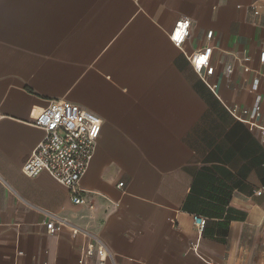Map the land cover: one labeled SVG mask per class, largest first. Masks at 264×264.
Instances as JSON below:
<instances>
[{
    "label": "crops",
    "instance_id": "0c3cea01",
    "mask_svg": "<svg viewBox=\"0 0 264 264\" xmlns=\"http://www.w3.org/2000/svg\"><path fill=\"white\" fill-rule=\"evenodd\" d=\"M263 45L264 0H0V264H94L73 227L104 242L105 264H264V141L230 113L258 94L264 125ZM204 46L213 91L188 59ZM57 98L102 120L83 204L20 170Z\"/></svg>",
    "mask_w": 264,
    "mask_h": 264
},
{
    "label": "built area",
    "instance_id": "2783aa9c",
    "mask_svg": "<svg viewBox=\"0 0 264 264\" xmlns=\"http://www.w3.org/2000/svg\"><path fill=\"white\" fill-rule=\"evenodd\" d=\"M259 7V5H254L253 12L255 14L259 13ZM190 25V20L187 18L177 20L169 34L170 40L181 47L190 34ZM212 34V30L207 31L206 39L210 40ZM211 50V46H204L201 50L189 55L188 59L193 63L194 69L200 74L201 79L213 91L215 86L206 80V76L212 74L213 71V66L209 61ZM195 56L201 57L198 64L194 62ZM248 60V56L242 58L245 71L250 70L245 65ZM259 62L264 63V45L259 52ZM226 71L229 73L231 69L227 67ZM258 82V77L253 79L251 83L252 90L257 89ZM260 101V95L256 94L251 107L243 108L238 113L230 110V113L235 119L259 129L264 141V125L256 121L261 115ZM101 123L102 120L99 116L75 103L63 98L51 99L48 107L40 112L33 122V126L43 131V136L21 165V172L28 177L36 176L41 172L48 173L59 183L66 186L73 203L83 204L85 200L81 194L84 190L80 185V180L94 154ZM118 185L122 186L123 182H119ZM262 192H264L263 189L254 191L255 194ZM44 213L48 216V220L45 221L47 232L54 233L58 231L64 220L53 214ZM205 223V217L193 215V224L198 231L203 230ZM80 232L87 238L83 248V256L94 254V264H105L106 260L111 257L108 247L90 232L81 231L76 227L72 228L74 235ZM83 262V257L78 258V264H83Z\"/></svg>",
    "mask_w": 264,
    "mask_h": 264
},
{
    "label": "bare ground",
    "instance_id": "6f19581e",
    "mask_svg": "<svg viewBox=\"0 0 264 264\" xmlns=\"http://www.w3.org/2000/svg\"><path fill=\"white\" fill-rule=\"evenodd\" d=\"M200 61H201V57H199V56H195V58H194V62H195L196 64H198Z\"/></svg>",
    "mask_w": 264,
    "mask_h": 264
}]
</instances>
